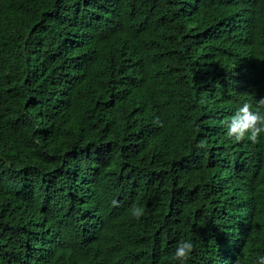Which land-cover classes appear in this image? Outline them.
Wrapping results in <instances>:
<instances>
[{
    "label": "trees",
    "instance_id": "obj_1",
    "mask_svg": "<svg viewBox=\"0 0 264 264\" xmlns=\"http://www.w3.org/2000/svg\"><path fill=\"white\" fill-rule=\"evenodd\" d=\"M262 98L264 0H0V264H253Z\"/></svg>",
    "mask_w": 264,
    "mask_h": 264
},
{
    "label": "clouds",
    "instance_id": "obj_2",
    "mask_svg": "<svg viewBox=\"0 0 264 264\" xmlns=\"http://www.w3.org/2000/svg\"><path fill=\"white\" fill-rule=\"evenodd\" d=\"M226 136L240 142L245 139L256 143L264 140V98L259 100V107L254 108L248 102L240 103L229 120L224 121ZM132 215L139 217L143 209L133 206ZM193 242L190 239H181L171 254L175 264H187L193 251ZM253 264H264V254L255 256Z\"/></svg>",
    "mask_w": 264,
    "mask_h": 264
},
{
    "label": "bare ground",
    "instance_id": "obj_3",
    "mask_svg": "<svg viewBox=\"0 0 264 264\" xmlns=\"http://www.w3.org/2000/svg\"><path fill=\"white\" fill-rule=\"evenodd\" d=\"M70 241V240H69ZM228 263H229V261H228Z\"/></svg>",
    "mask_w": 264,
    "mask_h": 264
}]
</instances>
